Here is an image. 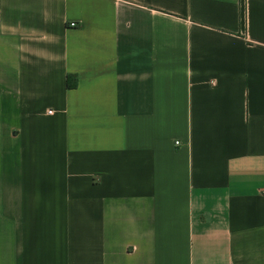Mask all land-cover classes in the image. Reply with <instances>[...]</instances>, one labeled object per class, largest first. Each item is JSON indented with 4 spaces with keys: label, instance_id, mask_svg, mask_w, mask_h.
<instances>
[{
    "label": "crops",
    "instance_id": "crops-1",
    "mask_svg": "<svg viewBox=\"0 0 264 264\" xmlns=\"http://www.w3.org/2000/svg\"><path fill=\"white\" fill-rule=\"evenodd\" d=\"M0 264H264V0H0Z\"/></svg>",
    "mask_w": 264,
    "mask_h": 264
},
{
    "label": "built area",
    "instance_id": "built-area-1",
    "mask_svg": "<svg viewBox=\"0 0 264 264\" xmlns=\"http://www.w3.org/2000/svg\"><path fill=\"white\" fill-rule=\"evenodd\" d=\"M71 26H72V27H75L76 24H75V23H72ZM50 113H52V111H50ZM176 144H180V143H179V142H176Z\"/></svg>",
    "mask_w": 264,
    "mask_h": 264
}]
</instances>
